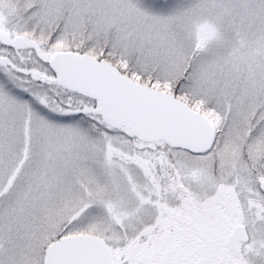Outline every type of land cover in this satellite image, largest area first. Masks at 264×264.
Wrapping results in <instances>:
<instances>
[{"label":"snow or ice","instance_id":"obj_1","mask_svg":"<svg viewBox=\"0 0 264 264\" xmlns=\"http://www.w3.org/2000/svg\"><path fill=\"white\" fill-rule=\"evenodd\" d=\"M0 264H264V0H0Z\"/></svg>","mask_w":264,"mask_h":264}]
</instances>
